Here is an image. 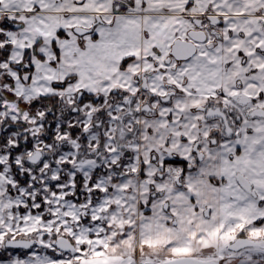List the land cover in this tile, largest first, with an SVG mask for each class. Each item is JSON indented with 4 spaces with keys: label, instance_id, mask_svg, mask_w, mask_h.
I'll list each match as a JSON object with an SVG mask.
<instances>
[{
    "label": "snow or ice",
    "instance_id": "6c2138e0",
    "mask_svg": "<svg viewBox=\"0 0 264 264\" xmlns=\"http://www.w3.org/2000/svg\"><path fill=\"white\" fill-rule=\"evenodd\" d=\"M0 264H264V0H0Z\"/></svg>",
    "mask_w": 264,
    "mask_h": 264
}]
</instances>
